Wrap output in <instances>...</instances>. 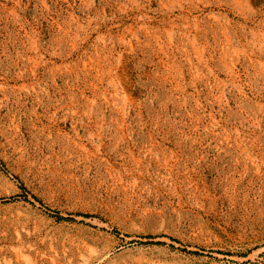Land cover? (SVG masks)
<instances>
[{"label": "rangeland", "instance_id": "1", "mask_svg": "<svg viewBox=\"0 0 264 264\" xmlns=\"http://www.w3.org/2000/svg\"><path fill=\"white\" fill-rule=\"evenodd\" d=\"M68 3L31 27L66 52L58 66L0 87V264H264V52L247 6Z\"/></svg>", "mask_w": 264, "mask_h": 264}, {"label": "crops", "instance_id": "2", "mask_svg": "<svg viewBox=\"0 0 264 264\" xmlns=\"http://www.w3.org/2000/svg\"><path fill=\"white\" fill-rule=\"evenodd\" d=\"M64 1L70 4V0ZM196 1L198 4L219 3L247 6L244 13L245 27L248 29L250 21V31L256 37H260L261 51L264 52V0ZM47 5H49V0H0V87L31 84L35 83V79H38V83H41L44 78L43 75L38 76V73L44 72L46 68L53 69L57 67L59 56L61 57L62 54V58L64 57L66 52L61 51V54L58 52L60 46H58L57 51L49 50L50 46H45L48 43L45 30H39L36 34L31 29L33 22L44 20L45 14L40 10ZM249 15L252 16L251 19ZM247 18L249 20H246ZM9 25L18 27V36L12 35V32L7 29ZM34 43L36 45H32ZM75 47L76 43L68 46L67 57L70 62H73L77 55ZM54 55L59 56L58 58H51ZM29 71H31V74L27 75Z\"/></svg>", "mask_w": 264, "mask_h": 264}, {"label": "bare ground", "instance_id": "3", "mask_svg": "<svg viewBox=\"0 0 264 264\" xmlns=\"http://www.w3.org/2000/svg\"><path fill=\"white\" fill-rule=\"evenodd\" d=\"M99 226V228L98 229H95L93 232L91 231V230H89V228H87V229H84V231H86L87 233L89 232L90 233V235H91V237H88V241L89 242H94V238L93 237H95V235L97 234V233H99L100 232V228L103 226V225H98ZM96 228V227H95ZM102 232V231H101ZM100 232V233H101ZM102 237V236H101ZM106 240V239H105ZM101 241V240H100ZM90 245V244H89ZM91 246V245H90ZM90 249V248H89ZM105 249V248H104ZM109 250V249H108ZM92 251V250H91ZM111 251V250H110ZM108 253V252H107ZM97 256H98V254H97ZM224 257V256H223ZM91 259V258H90ZM97 259V258H96ZM93 260V259H92ZM88 261V260H87ZM91 261V260H90Z\"/></svg>", "mask_w": 264, "mask_h": 264}]
</instances>
